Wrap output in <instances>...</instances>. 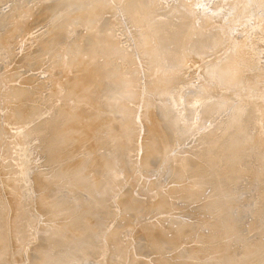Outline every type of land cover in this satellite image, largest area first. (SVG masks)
Wrapping results in <instances>:
<instances>
[{"label": "rangeland", "instance_id": "rangeland-1", "mask_svg": "<svg viewBox=\"0 0 264 264\" xmlns=\"http://www.w3.org/2000/svg\"><path fill=\"white\" fill-rule=\"evenodd\" d=\"M22 1H25V2H22ZM89 1L90 0H62V1L61 0H48V1H46V0H19V1H17V0H0V10H1L0 16L2 17V18L0 17V22H1L0 23V28H1L0 29L1 30L0 31V37H4L2 39V41L0 42V50H1L0 51V62H1L0 63L1 64V66H0V92H1L0 97L3 96L0 99V156H1L0 157V204H3V206H4L3 210H4V212H6L5 214L4 213L2 214V212H0V264H46V263L47 264H71V263L81 264L83 262V260L81 259L80 255H83V253L89 255V258H88L89 261L88 262L90 264H108V263L109 264H175V263L177 264V262H178V264H189V263L190 264H201V262H203V260H204V255H206V252H208L210 249L209 250L205 249L201 243L200 252L202 254L195 256V258L192 257L195 255V253L193 255V252H191V251H192L193 247L195 246V244L200 242L199 239L201 238V236L206 238V236H204V233H206L207 235L209 234V233H207V231L209 229H207V231H206V228H207L206 224H207V221H212V219L216 218V217H214V216H216V212H218L220 214V210L227 212L230 209L229 213H232V210H236V208H237L236 205L241 204L240 208H238L236 211H239L238 218H240V217L244 218L243 221L245 224L246 219H247V221H249L248 219H250L251 216H255L263 204L261 199L264 198L263 197L264 195L258 194L259 186L254 187L255 181L252 179L250 180L249 178H244V177L241 178V177L235 176L234 179H239L241 181H244L245 184H238V187H237L238 192L233 193V194L228 193V192H230V186L229 185H228L229 187L223 186L224 184H221L219 186L218 183L222 179V177H221L222 173L220 174V171L223 170L222 169L223 167H221V166H223L224 162L226 163L229 151L225 152V154H227V156L224 155V156H226V158H224V156H223V158L221 159L222 163L220 162L221 164H218L219 162H217V166H216V165H214L216 162L213 163V165L216 166L214 168H218L215 170H214L211 162L208 160L211 157V156L208 157V155H209L208 152L211 150H215V151L218 150L219 152L222 151V149L225 147L226 143L229 144V142H231V140H232L231 137H233V135L238 134L242 137L241 138L239 136V140L240 139L243 140V136H242L243 134L241 133L243 131H244L243 132L244 135L248 136L250 134L251 136H253L252 138H254V140H255L254 145L256 146V144H257L256 147H259V148L261 147V148H263L262 150H264V70H263L264 68H262V66L264 65L263 64L264 63V46L259 47L260 48L259 53L257 55H255L256 57L254 58L256 64L261 66L260 67V69H262V70H260L261 72L257 69L256 70L257 72L255 71V73H251L252 75L249 74L245 78V80H243L242 77L240 76L239 83H243V85H242L243 87L239 86L240 88L235 89V91L221 90L222 88H220L218 86L219 83L221 84V82H219L217 80L218 81L217 83L215 81V82H212L211 84L210 83L208 84V86H209L208 93H206V95H204L202 98H200V96L198 97V95H196V93L187 94L186 90H187L188 86L196 85V83H198L200 81L202 82L204 78L201 77L200 75L203 74V72H204L203 70L205 69L204 67H206V65L211 62L212 64L213 63L215 64L212 69H216L217 66L219 65V63L221 64V59H222L221 57L222 56H218L216 58H213L212 60H210L211 59V57H210V58H207L203 61L199 58H193L192 61L190 59V61L186 63L187 66L185 65V71H183V73L181 75H179L178 77H176L172 80H168L167 82H165V81L163 82V80L155 82V80L152 79V77H151L152 73L150 75L151 71L149 69H151V68L148 67V66H150L149 59H148L146 54L143 55V52L141 53V51H139V47L137 46V44H138L137 43V41H138L137 40V35H138L137 32L138 31L137 30L139 28L136 27L134 25V23L132 22V20L128 17L131 14L133 15V12L134 13L140 12L141 10L146 8L147 5H150V4L154 3L155 1H157L158 5L160 7H158V9H156L155 11L150 13L149 18L145 19V21L142 25L144 27H146V25L148 23V24H150L151 28H155L159 25H160L159 27H161V28H167V27H169V25H168L167 21H164V20H168V19H170L171 16H173L171 11H174L176 9H179V10L185 9V7L183 6L184 4H182L183 0H151L152 1L151 3H150V0H133L134 2L132 0H129V1L128 0H118V1L117 0H100L103 3H105L106 6L104 7V10H102V12L100 11L101 13H99V15L102 14L101 15L102 17H98V19L101 18L102 24L109 26V29H107L108 28L107 27L106 29L102 28L103 30L99 27L101 25V22H100L99 26H97L95 23L93 24V22H92L93 27H91L92 26L90 23L91 21L85 23L86 21L83 18V20L85 22L83 21L81 23L80 22V20L82 21L81 17L78 18L79 16L76 15V13L78 14L77 11H79L81 9V7L84 10L85 9L87 10L88 9L87 7H89L90 5L92 6V2H94V1L93 0H91L92 2L91 1L89 2ZM131 1H132V4L135 5L134 7L137 9H134V7L132 9V6H128L127 3L128 2L131 3ZM136 1H141V3L137 2V4H138L137 5V4H135ZM194 1L195 0H193V2ZM198 1L201 2L200 4H203V8H205L206 6L207 7L205 9H203L202 5H200L198 3L197 5H195V7L190 9L192 6H194V5H190L189 11L188 10H186V11L188 12V14H187L188 17L191 18L192 21H194V20L199 21L201 19V15H202L201 12L204 13L205 10H207L210 13V11L212 10V7L214 8V6H213L214 4L212 3L213 0H210V1L204 0V2L206 1L205 3L207 5H205L202 2L203 0H198ZM233 1L234 0H232V1L227 0V4L230 5V7H228V8H232V9H233V7L235 8L236 2H233ZM58 2L59 3L61 2V3L58 5ZM80 2H82V3H80ZM147 2L149 4H147ZM11 3L14 7L10 6ZM45 3H47V4H45ZM56 4H57V6H56ZM79 4L81 7L79 6ZM85 4H87L88 6L87 5L84 6ZM139 4H140V7H143L142 9L139 7ZM209 4H210V6L212 5L210 7L211 9H209ZM43 5H46V6L42 7ZM61 5H63V6H61ZM126 5L128 6V8H131L133 11L127 10ZM199 5L201 7H199ZM47 6H49V8ZM52 6H55V8ZM91 6H90V8H91ZM188 6H189V4H188ZM24 7H26V8H24ZM32 7H34V8H32ZM138 7L141 10H139ZM42 8H44V9L42 10ZM180 8H183V9H180ZM14 9H15V11H14ZM202 9H203V11H202ZM30 10H32V11H30ZM126 11H130V12L126 13ZM230 11H232V10L230 9ZM9 12H10L9 15L5 14V13H9ZM208 12H206V13L209 14ZM38 13H39L40 17H39V15H36ZM206 13L203 14L202 18H204V15H206ZM127 14H129V15L127 16ZM245 15H246V18L249 17V15L246 12H244L243 15H242V13H240V15L237 16L238 20L241 22V23L239 22L238 25L242 29V30H240V29L237 30V27H236V31H234V32L236 35H239L238 37H240V35L244 36V33H245V32H243L244 31L243 28L244 29L246 28L245 27L246 22H244V21H246L244 19ZM7 16H9V17H7ZM6 17H7V19H6ZM16 17H18V18H16ZM76 17H77V19H76ZM73 19H74L73 22L70 21ZM162 19H163V21H162ZM215 19L216 18H214L210 21L213 22ZM1 20H4L5 22L1 21ZM36 20H38V21L40 20V21L38 22ZM77 20H79V22H77ZM122 20H123V22H122ZM160 20H161V23L159 24ZM242 20H244V21H242ZM98 21H100V20H98ZM6 22H8L7 25H6ZM69 22H70V24H69ZM16 23H18V24H16ZM35 23L38 24V28H37V25ZM40 23H42V24H40ZM73 23H75V25H76V26L74 25L75 27H73ZM220 23L222 24L221 21H220ZM220 23H216V25L218 24L217 27L218 26L221 27ZM67 24H69V25H67ZM88 24H89V26H88ZM2 25L6 26V27H3ZM31 26H32V28H31ZM66 26H68V27H66ZM69 26L72 27V29L69 28ZM242 26H243V28H242ZM257 27H259V26H257ZM97 28H99V29H97ZM68 29H70V30H68ZM89 29L91 32L92 31H94V32L91 33L89 31ZM101 30L103 31V33L101 32ZM126 30H128V31H126ZM77 31L79 32V34L77 33ZM88 31L90 32L89 33L90 35L87 34ZM239 31H242V32H239ZM14 33H15V35H14ZM68 33H70V34L68 35ZM93 33L94 34L96 33L95 35L97 36V39L94 37ZM241 33H243V34H241ZM1 34H3V35H1ZM86 34L89 37L91 36L90 40H89V38L87 39L88 42L85 39V38H87ZM104 34H106L108 37ZM98 35L100 37L99 39H101L102 37L105 36L103 38L104 42L103 41L97 42ZM100 35H102V36H100ZM246 35L247 34L245 33V36L243 38H241L243 41H245V43L250 38V37L247 38L249 35L248 36H246ZM77 36H78V38H77ZM57 37H60V39H58L59 41L56 40ZM63 37H65V38H63ZM83 37H84L86 42L83 40ZM5 39H6V41H8L7 45H6ZM81 39L83 40V43H82ZM95 39H96V42L94 43ZM109 39H111V40L113 39V40L118 41V48L121 51H126L128 53V55L126 54L127 58H129L128 60L119 61V63L117 64L119 67H117L116 65L114 66V69H115V67H117L118 69L120 68L118 74L126 75L128 73V70L130 69V67L134 63L137 64V65L134 64L133 68H131L133 70L132 78L130 81H127L126 87L122 88L124 82L122 83L120 81H117V82L114 81V82L118 83L119 88L118 89L116 88L117 90L114 88L113 84H115V83L113 81H111L112 82L111 85L106 83L107 85L105 84V86H104L107 88L109 87L110 92H112L113 96H111V99L114 98V99H116V101H118L114 104H112V103L109 104L110 105L109 107H112L114 105L118 106L120 103L121 104L120 106L122 107V111L124 112L122 114H124L125 117H127L130 121L129 127L133 126L132 128H135L136 130L131 129V127L130 128L126 127V128H128V131L127 132L124 131V130H126V128L124 130H122V131H124L121 134L122 140H119L120 139L119 134L116 133L115 139L109 138V141L107 140L108 143L107 142L105 143L106 145L101 144V146H99L98 144H100L101 142L103 143V140L105 139V135H107L109 133V132L108 133L105 132V129L107 131H109L111 129H109V128L107 129V127L105 125L98 124L95 127H93V130H95L94 134L96 132H99V133H96L94 138H92L93 135H91L90 129H88V127L84 126L83 122H82L83 124H81L80 121H83L82 120L83 115L85 116L87 114L86 112L88 111L87 108H86L87 110H84L85 109L84 104L86 102L90 101L94 96H96L94 94L96 89L101 85V82H104V80L108 79L109 77L104 72H101V74H98L100 76L99 81H96V83L94 82V84H92L91 87L95 88L92 91H89L90 87H89L87 82L82 84L80 87H78V86L75 87V82L77 84V81H76L77 77L76 76L79 77L81 75V73H82L81 69L83 68L82 66L87 64L86 62L82 63V61H79L80 58L85 57L84 60L86 61V58L88 60L91 55H94L95 53L99 52L100 48L102 50V48L107 45L105 43L106 42L108 43L111 41ZM0 40H1V38H0ZM72 40H74V41H72ZM92 41L94 44H92V47H91L90 42H92ZM86 43L88 44V46ZM101 43L103 45L105 44V46L101 45ZM263 43H264V41H263ZM80 44H82L80 47L81 50L78 48V46H80ZM96 44H99V46H97ZM258 44H259V42L257 43V45ZM2 45L7 50L4 49L3 47H1ZM126 45H128V46L126 47ZM89 46H90V48H89ZM94 46H95V51H97V52H94V49H93ZM33 47L35 50L33 49ZM36 47H39V48L41 47L40 48L41 51L39 48H36ZM84 47L86 48L85 50L83 49ZM98 47H100V48H98ZM13 48H14V50H13ZM70 48H73V49L71 50ZM108 48H110V46H108ZM129 48H131V50ZM82 49H83V51H82ZM87 49H90L91 52L89 50L87 51ZM37 50H39V51H37ZM73 50L76 52L75 53L76 55L73 53L75 56H73L71 54L72 52H74ZM92 51L94 53H92ZM167 51H169L172 54L175 51V47L170 46V47H168ZM7 52L9 54H7ZM78 52H79V54H78ZM87 52L88 53L90 52L89 53L90 55ZM80 53H81V55H80ZM260 53H261V55H260ZM11 54H13V55H11ZM87 54L89 55V57ZM71 55L75 58L73 59V57H71ZM12 56H14V57H12ZM110 56L112 57L111 59L114 61V58L116 56H119V55H118V53L117 54L114 53L113 56L112 55H110ZM136 56L139 60L137 58H135ZM77 57H79V58H77ZM76 58H77V60H76ZM83 58H81V60ZM101 60H103V59L101 58ZM101 60H100V62H102ZM74 62L75 63L77 62V64H76L77 66L75 64L73 65ZM132 62H134V63H132ZM98 64H100V63H98ZM80 65H82V66H80ZM4 66H7V67H4ZM134 66H136V67H134ZM140 67H142V68L140 69ZM250 67H253V66L250 64ZM122 70L124 73L122 72ZM134 70H135V72H134ZM136 70L138 72H139V70H140V72L142 71L141 72L142 74L140 73V76L138 78L136 76L137 75ZM97 72H99V71H96V76H97ZM134 74H135V76H134ZM75 77H76V79H75ZM193 78L195 79V81ZM261 78H263V79H261ZM184 80L186 82H184ZM71 81H73V82L75 81L74 84H72L73 82L71 83ZM140 82L142 83V85ZM68 85H72V86L69 87ZM35 86H37V87H35ZM13 90H15V91H13ZM164 90H166V91L164 92ZM10 91H12V92H10ZM129 91H130V93H129ZM181 92H182V95H181ZM7 93H8V96H7ZM10 94H12V95L17 94V95L16 96L13 95L14 98H12ZM72 95H74V96H72ZM160 95H163V96L161 97ZM17 96H19V97H17ZM195 96H197V97H195ZM9 97H10V99H9ZM26 97H27V99H26ZM157 97H158V99L160 97L162 99L167 98L166 102H168L172 105L176 104V106H177L176 108L178 109V112L174 111L171 108L167 109L166 111H169V112L171 111V113L168 115L169 116L168 118H170V117L172 118V114H174L176 116V113L177 114H186V113L190 112L191 114L195 115L193 110H198L199 112L195 111V113L197 112L195 119L192 116V119L188 120L189 122L191 120V122H190L191 124H185V126L184 125H182V126H178V125L176 126L175 125V126H173L174 127L173 129L175 131H172L167 126H165L164 122H162V119H161L162 109H158L157 106L155 105L156 101H158V102L160 101L157 99ZM31 98H32V100H30ZM22 99H24V100L26 99V100L24 101ZM223 100L225 102H223ZM3 101H6V103L3 104V107H2ZM212 101L213 102L217 101L216 103L219 102L218 104H220L223 107L232 106L233 108L231 107L232 108L231 111H233L236 108V106H238L240 108V111L242 110L241 111L242 114L244 111L246 113H248V114H246L244 112V114L246 116L244 117L245 123H243V127H240L238 129V131L236 132L237 129L235 130L234 128L231 127V124H233V119H231L229 121L226 120L225 122H223L219 118L214 119L215 114H214L213 118H211L212 116L209 117L210 113H207V112L205 113L204 110L201 111V109H200L201 106L206 105V103L212 102ZM81 103H83V104H81ZM139 103H141V104H139ZM6 104L7 105L9 104L7 106L8 108L6 107ZM98 104L96 103L97 110L99 108L102 109V107H100V103H98ZM131 104H133V105H131ZM23 105L25 107L27 105V107L24 109ZM17 106H20V108L22 106L23 107L21 109H19V107H17ZM94 106L95 105H93V111L96 110V109L94 110V108H96ZM38 107H39V110H38ZM17 109H19V111ZM20 110H22V111H20ZM141 110H143V111L141 112ZM16 111H17V113H16ZM159 111H160V114H159ZM21 112L23 113V116L21 115L22 114ZM19 113H21V114H19ZM31 113H32V115H31ZM115 114L119 115V113L117 111ZM20 116H22V117H20ZM175 116H173V118ZM246 117H247V119H249V120H247L248 123H246L247 122ZM135 118L138 121H136ZM233 118H235V117H233ZM215 121H216V123H215ZM139 123H141L142 126ZM209 123L211 125H209ZM172 124H174V121ZM172 124L167 123L168 126H170ZM139 125H140V127H139ZM246 126H247V128L245 129ZM218 128H219V131H218ZM101 129H103V130H101ZM139 129H141V130H139ZM47 131H48V133H47ZM247 131H249V132H247ZM132 132H133V134H132ZM141 132H142V134H141ZM218 132H219V134H218ZM227 132H228V135H227ZM128 133H129V135H128ZM130 134H131V136H130ZM213 134H215V135L213 136ZM216 134L218 135V137ZM250 135L248 137H250ZM128 136H130L129 139H128ZM160 136H162V138ZM179 136H181V137H179ZM256 136H257V138H256ZM117 137L119 139H117ZM96 138H100V139H102V141L99 142V139L97 140ZM215 138L216 139L218 138V140H216ZM158 139H160L162 142H164V144L166 145V148L168 150L162 151L160 153L161 154L160 159H156V160L151 161V158H153L154 154H153V149L148 148V144L151 143L150 142L151 140L153 142L154 140H158ZM211 140H213V141H211ZM228 140H229V142H228ZM242 140H240V141H242ZM240 141H239V143H240ZM34 142H36V143H34ZM181 143H183V144H181ZM239 143H238V146H236V148H231V150H230L231 154L233 155L232 156L233 158L230 161V165L233 167L238 166L239 164L242 165V162H244V160L247 159V157L252 160L253 158H251V156L253 157L255 155L254 153H256L254 149H252V148L248 149L247 147L246 148L248 150L245 151L246 149H243L245 147V145L243 144L244 142L240 143V144ZM109 145L112 147L111 149H113V148L116 149L119 147V149L125 148L124 149V151H125L126 148H128L127 149L128 151H126V153L123 151V156L127 155L128 158L125 157L126 159H123L124 160L123 161L122 157H121L122 155L121 156L119 155L118 157L120 159L116 158L117 161L115 160L111 164L110 167L106 166V164H105L106 159L104 157L105 156L107 157V154H109V152L113 151V150L111 151ZM206 145H207V148H206ZM242 146H244V147H242ZM200 147L202 149H199ZM47 148H48V150H47ZM75 148H77V150H75ZM106 148H107L108 152H107ZM159 148H161V146H159ZM204 150H205V152H204ZM132 151H133V155L127 154V153H132ZM248 151H250V152H248ZM206 152H207V154H206ZM134 153L136 154V156L134 155ZM263 153L264 152H261V154H262L261 156H263ZM101 154H103V155H101ZM131 155L133 157L135 156L134 159L129 158V156L131 157ZM163 155L164 156L166 155V156L164 157ZM179 155L185 156L183 159L185 161L187 160V162L190 164V166H195V167L199 168V167H202L204 165L207 166V164H208L211 166V167L209 166L210 169L214 170V171L209 170V168L207 166L208 170L206 172L208 175H206V173H203V174L198 173L199 178L202 175L203 176L202 178H204V179L205 178L211 179V180H205L207 184L205 183L203 185L204 188L201 189V191H200L201 197L200 196L196 197V196L192 195V194L196 193L195 189L198 188L196 183H194V179L196 178V177H194V175H197L196 172H198V171H196V169H194L195 172L191 171V172H189L190 174L186 173V175H180V171L176 168L173 170L171 169V170L165 172L164 168L167 167V165L170 163V162H167L168 159H172V158H178L179 159V157H180V159H182L181 156H179ZM242 156H243V158H241ZM48 157H50V160H48ZM189 157H190V159H189ZM129 159H131L133 161H131ZM223 159H226V160H224V162H223ZM38 161H40V163ZM248 161H249V159H248ZM254 161H256V160L253 159L251 161V163H253ZM117 162H118V164H117ZM95 163H96V165H98L97 167H96ZM122 163H123V165H121ZM203 163H205V164H203ZM136 164L139 166H137ZM254 164H257V161L254 162ZM81 166H83L85 168L80 169ZM77 168H79L80 170ZM168 168L170 169V166H168ZM202 168L204 169L206 167L204 166ZM83 169H85V171ZM113 169H115V170H113ZM119 169H120V172H122V173L119 172ZM160 169L161 170L164 169V170L161 171ZM258 170H260V169H258ZM114 171H116V172L114 173ZM35 174L38 175L37 176L38 180H37V177ZM114 174L119 175L120 177H118V178H116L117 176L113 177ZM95 175H97V176H95ZM204 175H206V176H204ZM260 175L262 177L264 176L263 173H261V174L259 173L258 175H256L255 178L260 179V178H258V177H261ZM131 176L134 178H131ZM192 177H194V179ZM198 177L195 179L196 181L201 180V178H200V180H197ZM214 177L219 178V182H217V184H216L218 187L215 186V188H214V185H213V187H211L212 183H213L212 180ZM40 178L42 181L40 180ZM83 178L88 179V184H86L84 189L79 190L77 193H75V195L73 197L79 198V200H81V199H85L84 196L89 195V194L95 195L96 193H99L102 196H100L96 200L89 199L90 198V196H89V198L84 202V204L77 208L75 206L78 204V203H76V201H73L74 203L73 202L70 203V202L66 201L65 198L70 197L71 189L73 188V186H75V188H77L75 184L80 183L83 180ZM30 179H32V180H30ZM118 180H120V181L125 180L124 184H123V182H120V181L117 182ZM97 181H98V183H97ZM207 181H209V182H207ZM210 181H212V183ZM43 182L44 183L46 182L47 185L44 184ZM56 182H57V184H58V182L64 183L65 185H63V186L66 187L65 190H70V191H69V193H68V191H65L64 194L61 196V198L59 197L60 199H58V200H56L53 197L51 200V199H49V198H51L50 195L57 192L56 190H54V189H56L55 187H58L57 185L54 184ZM34 184H36V185H34ZM48 184H51V185L53 184V186H55V187L50 188ZM111 184H113V185H111ZM120 184H122L123 186H121ZM45 185L47 187H49V189H46L47 187H45ZM205 185H207V186H205ZM39 186H41V187H39ZM77 186H78V188H80L79 184H77ZM188 186H189V188L187 189ZM44 188L48 192L52 189L50 191L51 193H49V195H48V192L45 191ZM217 188H219L220 191ZM35 189H37V190H35ZM199 189L200 188H198L197 190H199ZM25 190H27V191H25ZM28 191H30V192H28ZM126 191H128V192H126ZM26 192L29 195H27ZM30 193H32V194H30ZM44 193L46 195H48L49 197L47 196L46 198H44L46 196V195H44ZM132 193H133V196H132ZM21 194H22V196H21ZM81 194H83V195L81 196ZM35 195L36 196L39 195V197L36 198ZM64 195H65V197H63ZM194 195H196V194H194ZM23 197H27V198H23ZM198 197H200V198H198ZM251 197H260V198H259V201H257V203L254 202V203L250 204L249 200H251ZM41 198H42V200H41ZM43 198L46 200H44ZM132 198H134V199H132ZM20 199H22V201H23V199H29L30 201L28 200V202H27L24 200L23 201L24 203H22V201ZM103 199L105 202H102ZM123 199H125V201ZM135 199H136V201H135ZM221 199H223L222 201L225 203V205H223L224 203L222 201H220L219 208H216V207H218V204L215 201H217V200L219 201ZM38 200H40V201H38ZM59 200H62V201H59ZM99 201L102 203H99ZM210 201H211V203H210ZM50 202H52V204H54V206H50V205H52ZM56 202H58L59 204H57ZM26 203H29V204H26ZM214 203L217 206L212 205ZM20 204L21 205L24 204V206H28V205L30 206L31 205L30 207H28L29 214L32 216L35 214L33 216V217H35V221L31 222L30 228L26 229V227L24 225L25 222L21 219L22 218L21 214L19 216L18 215L19 212L16 211L17 206L18 205H19V207L21 206ZM65 204H66V206H63ZM103 204L105 205L106 208L104 207ZM142 204L145 207H142L143 206ZM67 205H68V207H67ZM220 205H222L221 208H220ZM55 206L56 207L62 206L61 210L55 208ZM63 207H65V209ZM214 207L216 208V210ZM25 208L26 207H24V209ZM74 208L77 209L76 211L78 213V215H77L78 217L75 216L76 218L74 216H73V218L71 217L72 211ZM79 208H81V209H79ZM143 208H147V210L145 209L146 213H145V210ZM54 209H56V210L54 211ZM90 209H92L94 211L90 212ZM105 209H106V211H105ZM224 209H227V210H224ZM48 210H50V212H48ZM88 210H89V215H87ZM34 211H36V212H34ZM46 211H47V213H46ZM107 211L110 214L107 213ZM244 211L248 215L246 213H244ZM43 212H45V213H43ZM55 212H57V213H55ZM60 212H62V213H60ZM95 212H97V213H95ZM151 212H152V214H151ZM240 213H242V215H244V216H241ZM213 214H214V216H212ZM107 215H109V216L107 217ZM124 215H126V216H124ZM86 216L90 217V218L88 217V223L89 224H87L89 228H86L87 225H83V224H82V226H80V221L85 219ZM96 216L99 217L101 220H99V218H97ZM208 216H209V218H208ZM40 217H42V218H40ZM105 217L108 219H105ZM38 219L40 220V223H39ZM43 219L45 220V224H43V221H44ZM47 219H49V220H47ZM94 219H95V222L96 221L104 222L106 220L104 223L105 225L104 224L100 225V227L102 226L101 227L102 229H100L99 226H95V225L93 226L92 225L93 223H95ZM169 219H170V221H169ZM72 221H73V223H71ZM213 221H215V220H213ZM19 222H20V225H19ZM140 222H141L142 226L141 225L139 226ZM239 223L236 225L235 224L232 225L231 222L228 223L227 226H229L230 229H229V227L226 226L227 230H230L232 232H233V230H235L234 232H236V231H239L240 229H243L242 227L244 226V224H239ZM78 225H79V228L81 227L80 228V230H82L81 232H79L80 230L77 227ZM237 225H242V226L237 227ZM43 226H45V227H43ZM67 226H69L68 229L67 228L65 229V227H67ZM18 227H19V229H18ZM61 227H63V229ZM84 227H85V232H84ZM97 227H99L98 229H100L99 230L100 232L97 231V229H96ZM235 227H237V228H235ZM189 228L193 229L192 232L189 230ZM200 228H201V230H200ZM212 228L213 227L210 228V230H212V231H210V235L213 233ZM247 228H248V231L250 233V234H248L249 236L248 235L246 236L248 238H251V236H255V234L258 233V231H256L257 228L254 229V226L248 227V225H247ZM35 229H36V231H35ZM42 229L45 230L44 232H46V235H42L43 234V233H41ZM54 229H56L55 232L59 233V234H57L58 236L53 233ZM76 229H78V232L76 231ZM179 229H180V232H179ZM22 230H25V235H23L24 237L18 238L17 236H19L22 233ZM61 230H64L65 232H63ZM86 230L88 232L90 231L89 233H92V237ZM91 230L93 232H91ZM188 230L190 232H188ZM222 230L225 232L226 228H224ZM39 231H40V233H39ZM160 231L164 232L165 234L164 233L162 234ZM98 232H99V237L97 235ZM181 232H183L182 234H184L186 232L187 233L182 236V234H180ZM36 233H37V235H36ZM158 233H161V234L159 235ZM87 234L89 235L88 237H87ZM171 234H172V237H171ZM238 234L239 233H237V235ZM80 235H81L82 240L79 238ZM102 235H104V237ZM158 235L161 236V238L163 240H160V238H158L159 237ZM162 235H165L164 236L165 238L162 237ZM52 236H55V237H52ZM148 236L151 238L158 239L159 243L157 242V240H155L156 243L155 242L153 243L151 241L152 239L148 238ZM156 236H158V237H156ZM173 236L176 237L179 245L182 244L181 243L182 241H184L185 244H187L186 246H183L184 248L181 247L183 244L180 246L183 250H181V248L178 247L179 245H177L176 239ZM23 238H26V241H25V239L23 241ZM97 238L99 239V242L97 241ZM106 238H107V240H106ZM38 239H41V240H39L40 243H38ZM85 239H86V241H85ZM102 239H103V242H102ZM164 239L166 240L165 244L167 243V246L166 245L164 246V243H163ZM169 239H171L173 241H170ZM178 239H181L182 241H178ZM174 240H175V242H174ZM55 241H57V242H55ZM160 241H162V243ZM22 242H23V244H22ZM30 243H32V244H30ZM99 243H100V246H101V244H103L105 246L104 247L105 251H102L103 252V253L101 252L102 254L99 253V251H97V247H98V250L100 249ZM40 244H41V247H40ZM175 245H177V246L175 247ZM224 245H225L224 243L221 244V242H220L219 244L214 245L213 249H211V250L214 253L219 254V252H221V250H223L225 248ZM71 246H72V249H71ZM190 246H192V248ZM44 247L47 250H45ZM215 247H216V249H214ZM34 249H36L37 251ZM39 249H41V251ZM217 249H219L220 251ZM181 251H184V252H181ZM234 251L236 252V250H234ZM43 252L45 255H43ZM45 252H47V253H45ZM73 252L75 254H73ZM107 252H108V254H107ZM103 254H104V256H103ZM184 255H185V257H183ZM26 256H28L27 259H26ZM34 259H35V261H34Z\"/></svg>", "mask_w": 264, "mask_h": 264}, {"label": "bare ground", "instance_id": "bare-ground-1", "mask_svg": "<svg viewBox=\"0 0 264 264\" xmlns=\"http://www.w3.org/2000/svg\"><path fill=\"white\" fill-rule=\"evenodd\" d=\"M17 1H19V0H17ZM46 1H48V0H46ZM62 1V0H61ZM91 1V0H90ZM89 1V2H90ZM94 2H92V6H91V8H90V6L89 7H87L88 9L86 10H84L81 6H80V4H79V6L81 7V9L79 10V11H77L78 12V14L76 13V15H78L77 17L78 18H80L81 17V19H82V21L80 20V22L82 23L84 20H83V18L85 19V23H87V22H89V21H91L90 23H91V25H92V22H93V24L95 23L97 26H99L100 25V22H101V25L99 26L101 29L102 28H107V29H109V26L108 25H105V24H102V21H101V18L100 19H98V17H102L101 15H99V13H101L102 12V10H104V7L106 6L105 5V3H103L102 1H100V0H93ZM118 1V0H117ZM129 1V0H128ZM133 1V0H132ZM132 1H131V3L130 2H128L127 4H128V6H132V9H133V7L135 6L134 4H132ZM210 1V0H209ZM232 1V0H231ZM22 2H25V1H22ZM35 2V1H34ZM39 2V1H38ZM45 2V1H44ZM65 2V1H64ZM134 2V1H133ZM137 2H140L141 3V1H136L135 2V4H137ZM152 1L150 0V3H151ZM183 3L182 4H184L183 6L185 7V9H183V8H180V9H183V10H179V9H176V10H174V11H171V13L173 14V16H171L170 17V19H168V20H164V21H167V23H168V25H169V27H167V28H161V27H159V26H157V27H155V28H151L150 27V24H148L147 23V25H146V27H144L142 24L144 23V21H145V19H147V18H149V16H150V13H152L153 11H155L156 9H158V7H160L159 5H158V2L157 1H155L154 3H152V4H150V5H147V4H149L148 2H147V7L146 8H144L143 10H141L143 7H140V4H139V7L141 8H139V10H141L140 12H133V15L131 16H128L129 14H127V16L132 20V22L134 23V25L136 26V27H138L139 29L136 31L137 33H138V35H137V46L139 47V51H141V53L143 52V55L144 54H146L147 55V57H148V59H149V64H150V66H148L149 68H151V69H149L151 72H150V75H151V73H152V75H151V77H152V79H154L155 80V82H158V81H160V80H163V82L165 81V82H167L168 80H172V79H174V78H176V77H178L179 75H181L182 73H183V71H185V65H186V63L187 62H189L190 61V59H191V61H192V59L193 58H199V59H201L202 61L203 60H205V59H207V58H210L211 57V59L210 60H212L213 58H216V57H218V56H222L221 58V64L219 63V65L217 66V68L216 69H212L213 68V66L215 65L214 63L212 64L211 62L210 63H208L207 65H206V67H204L203 69V74L202 75H200L201 77H203L202 79H203V81L201 82H198V83H196V85H191V86H188V88H187V90H186V92H187V94H193V93H196V95H198V97L200 96V98H202L204 95H206V93H208V90H209V86H208V84L210 83H212V82H215L216 81V83L219 81V82H221V84L219 83V87L220 88H222L221 90H225V91H235V89H237V88H240L239 86H241V87H243L242 85H243V83H239V78H240V76L242 77V79L243 80H245V78L249 75V74H251V73H255V71L258 69L259 71L260 70H262V69H260V65H258V64H256V62H255V55H257L258 53H259V50H260V46H264V43H263V41H264V0H234L233 2H236V6H235V8L233 7V9L232 8H228V7H230V5H228L227 4V0H213L212 1V3L214 4L213 6H214V8L212 7V10L210 11V13L207 11V10H205V12L204 13H206V12H208L209 14H207L206 13V15H204V18H202V16H203V12H201V19L198 21V20H194V21H192V19L191 18H189L188 17V12L186 11V10H188L189 11V8H190V5H194V6H192L190 9H192L193 7H195V5H197L198 3L200 4L201 2H199L198 0L196 1H194L193 2V0H183L182 1ZM205 5H207L205 2H204V0L202 1ZM17 3V2H16ZM48 3V2H47ZM47 3H45V4H47ZM61 3V2H60ZM59 2H58V5L60 4ZM80 3H82V2H80ZM178 3V2H177ZM187 3V4H186ZM54 4V3H53ZM89 4V3H88ZM132 4V5H131ZM186 4V5H185ZM188 4H189V6H188ZM232 4V3H231ZM41 5V4H40ZM51 5V4H50ZM87 4H85L84 6H86ZM138 5V4H137ZM136 5V6H137ZM200 5H202V8H203V4H200ZM199 5V7H201ZM204 5V6H205ZM10 6H13L12 5V3H11V5ZM18 6V5H17ZM28 6V5H27ZM39 6V5H38ZM46 5H43L42 7H45ZM56 6H57V4H56ZM61 6H63V5H61ZM83 6V7H84ZM88 6V5H87ZM127 6V5H126ZM128 6H127V10H132L131 8H128ZM212 6V5H211ZM210 4H209V9H211L210 7ZM234 6V5H233ZM14 7V6H13ZM12 7V8H13ZM48 8H49V6H47ZM52 7H54L55 8V6H52ZM124 7V6H123ZM145 7V6H144ZM154 7V8H153ZM207 7V6H206ZM205 7V8H206ZM10 8V7H9ZM8 8V9H9ZM24 8H26V7H24ZM32 8H34V7H32ZM57 8V7H56ZM86 8V7H85ZM205 8H203V9H205ZM7 9V10H8ZM44 8H42V10H43ZM58 9V8H57ZM56 9V10H57ZM121 9V8H120ZM134 9H137V8H135L134 7ZM200 9V8H199ZM203 9H202V11H203ZM230 9L232 10V11H230ZM12 10V9H11ZM122 10V9H121ZM124 10V9H123ZM163 10V9H162ZM1 11V10H0ZM3 11V10H2ZM9 11V10H8ZM14 11H15V9H14ZM30 11H32V10H30ZM60 11V10H59ZM63 11V10H62ZM101 11V12H100ZM133 11V10H132ZM234 11V12H233ZM7 12V11H6ZM11 12V11H10ZM10 12L9 13H5V14H10ZM22 12V11H21ZM45 12V11H44ZM55 12V11H54ZM130 11H126V13H129ZM244 12H246L248 15H249V17H247L246 18V15L244 16L245 18V20L246 21H244V20H242V21H244V22H246L245 23V29L243 28V26H242V28H243V32H245L247 35L246 36H248L247 38H249V42L247 41L246 43H245V41H243L241 38H243L244 36H245V33H244V36L243 35H240V37H238L239 35H236L235 34V32L234 31H236V27H237V30H242L241 29V27H239V20H238V18H237V16L238 15H240V13H242V15L244 14ZM52 13V12H51ZM57 13V12H56ZM122 13V12H121ZM1 14V13H0ZM22 14V13H21ZM30 14V13H29ZM109 14V13H108ZM27 15V14H26ZM36 15H39V13L38 14H36ZM56 15V14H55ZM30 16V15H29ZM1 17V16H0ZM7 17H9V16H7ZM7 17H6V19H7ZM39 17H40V15H39ZM77 17H76V19H77ZM2 18V17H1ZM5 18V17H4ZM16 18H18V17H16ZM46 18V17H45ZM49 18V17H48ZM106 18V17H105ZM162 18V17H161ZM214 18H216L213 22H211L210 20H212V19H214ZM243 18V17H242ZM5 19V20H6ZM53 19V18H52ZM75 19V20H76ZM122 19V18H121ZM13 20V19H12ZM79 20H77V22H79ZM98 20H100V21H98ZM1 21H4V20H1ZM34 21V20H33ZM36 21H38V20H36ZM35 21V22H36ZM40 21V20H39ZM38 21V22H39ZM70 21H74V19L73 20H70ZM141 21V22H140ZM151 21V20H150ZM162 21H163V19H162ZM220 21L222 22V24L220 23ZM5 22V21H4ZM10 22V21H9ZM23 22V21H22ZM28 22V21H27ZM63 22V21H62ZM119 22V21H118ZM122 22H123V20H122ZM1 23V22H0ZM53 23V22H52ZM68 23V22H67ZM76 23V22H75ZM75 23H73V27H75L76 25H75ZM89 23V24H90ZM151 23V22H150ZM161 23V20L159 21V24ZM215 23V24H214ZM216 23H220V25H221V27H217V25H216ZM241 23V22H240ZM8 24V22H6V25ZM11 24V23H10ZM16 24H18V23H16ZM32 24V23H31ZM36 24V23H35ZM40 24H42V23H40ZM69 24H70V22H69ZM69 24H67V25H69ZM89 24H88V26H89ZM163 24V23H162ZM24 25V24H23ZM37 25V28H38V24H36ZM57 25V24H56ZM75 25V26H74ZM104 25V26H103ZM238 25V26H237ZM242 25V24H241ZM3 26V25H2ZM12 26V25H11ZM14 26V25H13ZM72 26V25H71ZM96 26V27H97ZM257 26H259V27H257ZM3 27H6V26H3ZM18 27V26H17ZM25 27V26H24ZM66 27H68V26H66ZM87 27V26H86ZM91 27H93V25L91 26ZM134 27V26H133ZM16 28V27H15ZM31 28H32V26H31ZM69 28H71L72 29V27H70L69 26ZM79 28V27H78ZM1 29V28H0ZM3 29V28H2ZM5 29V28H4ZM41 29V28H40ZM97 29H99V28H97ZM10 30V29H9ZM34 30V29H33ZM50 30V29H49ZM68 30H70V29H68ZM76 30V29H75ZM78 30V29H77ZM84 30V29H83ZM103 30V29H102ZM101 30V32L103 33V31ZM1 31V30H0ZM14 31V30H13ZM89 31H90V29H89ZM88 31V33L87 34H89L90 32ZM126 31H128V30H126ZM247 31V32H246ZM6 32V31H5ZM84 32V31H83ZM92 32H94V31H92ZM91 32V33H92ZM106 32V31H105ZM238 32V31H237ZM239 32H242V31H239ZM77 33L79 34V32L77 31ZM129 33V32H128ZM55 34V33H54ZM65 34V33H64ZM70 33H68V35H69ZM82 34V33H81ZM86 34V36H87V38H85L86 39V41L88 42V38H89V40H90V37L88 36ZM94 34V33H93ZM92 34V35H93ZM96 34V33H95ZM94 34V37L97 39V36ZM241 34H243V33H241ZM1 35H3V34H1ZM14 35H15V33H14ZM52 35V34H51ZM56 35V34H55ZM90 35V34H89ZM104 35H106V34H104ZM103 35V36H104ZM122 35V34H121ZM6 36V35H5ZM39 36V35H38ZM59 36V35H58ZM76 36V35H75ZM80 36V35H79ZM100 36H102V35H100ZM107 36V35H106ZM21 37V36H20ZM105 37V36H104ZM104 37H102L101 39H99L100 37H99V35H98V40H97V42H101V41H103V38ZM108 37V36H107ZM1 38V40H0V42L2 41V39L4 38V37H0ZM63 38H65V37H63ZM68 38V37H67ZM73 38V37H72ZM77 38H78V36H77ZM44 39V38H43ZM56 39V38H55ZM58 39H60V37H57V39L56 40H58ZM85 39H84V37H83V40L85 41ZM96 39L94 40V43L96 42ZM116 39V38H115ZM241 39V40H240ZM9 40V39H8ZM13 40V39H12ZM39 40V39H38ZM63 40V39H62ZM65 40V39H64ZM82 40V39H81ZM80 40V41H81ZM83 40H82V43H83ZM105 40V39H104ZM109 40H111V39H109ZM108 40V41H109ZM113 40V39H112ZM110 41V42H106L105 44H107L106 46H105V44L103 45L102 43H101V45H103V46H105V47H103L102 48V50H101V48L100 47H98V48H100V50H99V52H97V51H95V46H94V52H97V53H95L94 55H91L90 57H89V53L91 52L90 51V49H87V51L89 50L90 52L87 54L88 55V57H89V59L87 60V58H86V61L84 60V58L83 57H81V58H83L82 60H81V58H80V60L79 61H82V63H84V62H86L87 64L86 65H84V66H82V65H80V66H82L81 68V71H82V73H81V75L78 77V76H76L77 77V79H76V77H75V79H76V81H77V84H76V82H75V87L76 86H78V87H80L82 84H84L85 82H87L88 83V85H89V87H90V89H89V91H92V90H94L95 88L94 87H91L92 86V84H94V82L96 83V81H99V78H100V76L98 75V74H101V72H104L105 74H107L108 75V79H105L104 80V82H101V85L96 89V91L94 92V94L96 95V96H94L90 101H88V102H86L85 104H84V107H85V109L84 110H87L88 109V111L86 112L87 114L84 116L83 115V118H82V120L83 121H80L81 122V124H83L84 126H86V127H88V129H90V133H91V135H93V137L92 138H94V136H95V134L96 133H99V132H96L95 134H94V131L95 130H93V127H95L96 125H98V124H100V125H105L106 127H107V129L109 128V129H111V130H109V131H107L105 128V132H109L107 135H105V139L103 140V143L101 142L102 141V139H100V138H96L97 140L99 139V142H101L100 144H98L99 146H101V144L102 145H104L106 142L108 143V141H109V138H111V139H115V137H116V133L117 134H119V138L117 137V139H119V140H122V138H121V134L125 131V132H127L128 131V128H130L129 127V125H130V121H129V119L127 118V117H125V115L124 114H122V113H124L123 111H122V107L120 106L121 104L119 103V105L117 106V105H114V106H112V107H109L110 105L109 104H114V103H116V102H118V101H116V99H111V96H113V94H112V92H110V89H109V87L107 88V87H104L105 86V84L107 83V84H109V85H111V81H120V82H124L123 83V86H122V88H124V87H126V84H127V81H130L131 80V78H132V72H133V70L131 69V68H133V65L135 64L134 62H132V63H134L131 67H130V69L128 70V73L126 74V75H123V74H118V72H119V70H120V68L118 69L117 67H119L117 64L119 63V61H125V60H128L129 58H127V56H126V54L128 55V53L126 52V51H121L119 48H118V41H116V40H113V41ZM5 41H6V39H5ZM28 41V40H27ZM59 41V40H58ZM61 41V40H60ZM72 41H74V40H72ZM85 41V42H86ZM130 41V40H129ZM261 41V42H260ZM7 42L8 41H6V45H7ZM10 42V41H9ZM104 42V41H103ZM120 42V41H119ZM127 42V41H126ZM259 42V44L257 45V43ZM15 43V42H14ZM54 43V42H53ZM93 43V41L92 42H90V44H91V47H92V44H94ZM129 43V42H128ZM133 43V42H132ZM87 44V43H86ZM89 44V45H90ZM100 44V43H99ZM99 44H96L97 46H99ZM77 45V44H76ZM81 45L82 44H80V46H78V48L80 49V47H81ZM130 45V44H129ZM25 46V45H24ZM87 46H88V44H87ZM86 46V47H87ZM108 46H110V48H108ZM128 45H126V47H127ZM134 46V45H133ZM170 46H174L175 47V51H174V53H170L169 51H167V49H168V47H170ZM1 47H3L4 49H6L3 45L1 46ZM32 47V46H31ZM63 47V46H62ZM70 47V46H69ZM76 47V46H75ZM102 47V46H101ZM2 48V49H3ZM36 48H39V47H36ZM41 48V47H40ZM39 48V49H40ZM55 48V47H54ZM74 48V47H73ZM73 48H70L71 50L73 49ZM77 48V47H76ZM89 48H90V46H89ZM97 48V47H96ZM137 48V47H136ZM135 48V49H136ZM18 49V48H17ZM33 49H34V47H33ZM69 49V48H68ZM75 49V48H74ZM84 50L86 49L85 47L83 48ZM83 49H82V51H83ZM92 49V48H91ZM130 50H131V48H129ZM7 50V49H6ZM13 50H14V48H13ZM25 50V49H24ZM35 50V49H34ZM78 50V49H77ZM76 50V51H77ZM81 50V49H80ZM97 50V49H96ZM1 51V50H0ZM4 51V50H3ZM2 51V52H3ZM11 51V50H10ZM28 51V50H27ZM37 51H39V50H37ZM40 51H41V49H40ZM74 51V50H73ZM120 51V52H119ZM128 51V50H127ZM9 52V51H8ZM7 52V54H9ZM12 52V51H11ZM34 52V51H33ZM81 52V51H80ZM85 52V51H84ZM93 51H92V53H94ZM136 52V51H135ZM71 53V52H70ZM76 53L75 51L74 52H72L71 54L73 55V56H75L74 54ZM114 53H118V55L119 56H116L115 58H114V61L111 59L112 57L110 56V55H112L113 56V54ZM132 53V52H131ZM6 54V53H5ZM15 54V53H14ZM78 54H79V52H78ZM83 54V53H82ZM86 54V53H85ZM138 54V53H137ZM11 55H13V54H11ZM16 55V54H15ZM71 55V57H73ZM80 55H81V53H80ZM135 55V54H134ZM260 55H261V53H260ZM2 57V56H1ZM11 57V56H10ZM12 57H14V56H12ZM70 57V56H69ZM70 57V58H71ZM80 57V56H79ZM79 57H77V58H79ZM143 57V56H142ZM21 58V57H20ZM35 58V57H34ZM75 57H73V59H74ZM77 58H76V60H77ZM101 58L103 59V60H101ZM135 58H137V56L135 57ZM54 59V58H53ZM138 59V58H137ZM147 59V58H146ZM11 60V59H10ZM20 60V59H19ZM18 60V61H19ZM72 60V59H71ZM100 60L102 61V62H100ZM139 60V59H138ZM137 60V61H138ZM143 60V59H142ZM57 61V60H56ZM74 61V60H73ZM135 61V60H134ZM254 61V62H253ZM1 63V62H0ZM98 63H100V64H98ZM143 63V62H142ZM194 63V62H193ZM76 65L77 64V62L75 63H73V65ZM128 64V63H127ZM204 64V63H203ZM250 64L253 66V67H250ZM264 64V63H263ZM117 66V67H115V69H114V66ZM135 65H137V64H135ZM139 65V64H138ZM189 65V64H188ZM0 66H1V64H0ZM77 66V65H76ZM123 66V65H122ZM141 66V65H140ZM187 66V65H186ZM191 66V65H190ZM189 66V67H190ZM4 67H7V66H4ZM75 67V66H74ZM79 67V66H78ZM134 67H136V66H134ZM138 67V66H137ZM144 67V66H143ZM146 67V66H145ZM88 68V69H87ZM123 68V67H122ZM142 67H140V69H141ZM215 68V67H214ZM262 68H264V65L262 66ZM138 69V68H137ZM126 70V69H125ZM264 70V69H263ZM9 71V70H8ZM86 71V72H85ZM96 71H99V72H97V76H96ZM112 71V72H111ZM7 72V71H6ZM95 72V73H94ZM109 72V73H108ZM122 72H123V70H122ZM134 72H135V70H134ZM142 72V71H141ZM140 70H139V72L136 70V76H137V78L140 76ZM192 72V71H191ZM257 72V71H256ZM261 72V71H260ZM259 72V73H260ZM12 73V72H11ZM121 73V72H120ZM124 73V72H123ZM142 74V73H141ZM146 74V73H145ZM196 74V73H195ZM60 75V74H59ZM77 75V74H76ZM252 75V74H251ZM260 75V74H259ZM263 75V74H262ZM134 76H135V74H134ZM119 77V78H118ZM150 77V78H151ZM4 78V77H3ZM189 78V77H188ZM192 79V78H191ZM194 79V78H193ZM241 79V80H242ZM261 79H263V78H261ZM74 80V79H73ZM101 80V79H100ZM108 80V81H107ZM137 80V79H136ZM153 80V81H154ZM188 80V79H187ZM218 80V81H217ZM143 81V80H142ZM183 81V80H182ZM194 81H195V79H194ZM199 81V80H198ZM73 81H71V83H72ZM74 82L72 83V84H74ZM116 82H114L115 84H113L114 85V88L116 89H118L119 87H118V83H116ZM149 82V81H148ZM154 82V83H155ZM184 82H186L185 80H184ZM104 83V84H103ZM130 83V82H129ZM133 83V82H132ZM141 83V82H140ZM160 83V82H159ZM178 83V82H177ZM195 83V82H194ZM103 84V85H102ZM106 84V85H107ZM158 84V83H157ZM156 84V85H157ZM190 84V83H189ZM193 84V83H192ZM122 85V84H121ZM130 85V84H129ZM133 85V84H132ZM136 85V84H135ZM141 85H142V83H141ZM140 85V86H141ZM161 85V84H160ZM217 85V84H216ZM69 87L70 86H72V85H68ZM262 86V85H261ZM35 87H37V86H35ZM131 87V86H130ZM208 87V88H207ZM258 87V86H257ZM133 88V87H132ZM139 88V87H138ZM156 88V87H155ZM116 89V90H117ZM233 89V90H232ZM35 90V89H34ZM102 90V91H101ZM124 90V89H123ZM122 90V91H123ZM5 91V90H4ZM7 91V90H6ZM13 91H15V90H13ZM160 91V90H159ZM163 91V90H162ZM161 91V92H162ZM166 90H164V92H165ZM10 92H12V91H10ZM22 92V91H21ZM32 92V91H31ZM72 92V91H71ZM136 92V91H135ZM183 92V91H182ZM182 92H181V95H182ZM1 93V92H0ZM16 93V92H15ZM63 93V92H62ZM61 93V94H62ZM99 93V94H98ZM129 93H130V91H129ZM159 93V92H158ZM89 94V93H88ZM126 94V93H125ZM142 94V93H141ZM11 95V97L12 98H14L13 97V95L14 96H16L17 94H10ZM19 95V94H18ZM26 95V94H25ZM70 95V94H69ZM158 95V94H157ZM257 95V94H256ZM7 96H8V93H7ZM30 96V95H29ZM72 96H74V95H72ZM133 96V95H132ZM131 96V97H132ZM161 97L163 96V95H160ZM259 96V95H258ZM1 97H3V96H1ZM1 97H0V99H1ZM17 97H19V96H17ZM16 97V98H17ZM123 97V96H122ZM160 97V98H161ZM183 97V96H182ZM191 97V96H190ZM195 97H197V96H195ZM118 98V97H117ZM125 98V97H124ZM140 98V97H139ZM158 99V97H157V99L158 100H160L159 102L158 101H156V106H157V108L158 109H162V111H161V119H162V122H164L165 123V126H167L170 130H172V131H175L173 128V126H182V125H184L185 126V124H191L190 122H191V120H190V122L188 121L189 119H192V116H193V118L195 119L196 117V115H197V112L195 113V111H198V110H193L194 111V114L195 115H193V114H191L190 112L189 113H186V114H177L176 113V116L174 115V114H172V118H173V116H175L173 119L170 117V118H168L169 116V114L171 113V111L169 112V111H166L167 109H169V108H171V109H173L174 111H176V112H178V109L176 108L177 106H176V104H170V103H168V102H166V99ZM185 98V97H184ZM4 99V98H3ZM9 99H10V97H9ZM21 99V98H20ZM26 99H27V97H26ZM25 99V100H26ZM35 99V98H34ZM128 99V98H127ZM22 100H24V99H22ZM24 100V101H25ZM29 100V99H28ZM30 100H32V98L30 99ZM142 100V99H141ZM10 101V100H9ZM13 101V100H12ZM62 101V100H61ZM140 101V100H139ZM170 101V100H169ZM239 101V100H238ZM8 102V101H7ZM32 102V101H31ZM60 102V101H59ZM68 102V101H67ZM71 102V101H70ZM141 102V101H140ZM217 102V101H216ZM216 102H208V103H206V105H203V106H201V111H205V113L207 112V113H210V115H209V117H211V118H213V116H214V114H215V118L214 119H217V118H219V119H221L223 122H225L226 120L227 121H229V120H231V119H233V124H231V127L232 128H234L235 130H236V132L238 131V129L240 128V127H243V123H245V120H244V117L246 116L245 114H244V112H243V114H242V110L240 111V108L238 107V106H236V108L233 110V111H231L232 110V106H226V107H223V106H221L220 104H218V103H216ZM223 102H225L224 100H223ZM2 103V102H1ZM6 103V101H3V103H2V107H3V104H5ZM13 103V102H12ZM84 103V102H83ZM83 103H81V104H83ZM96 103L98 104V103H100V107H102V109H98L97 110V105H96ZM131 103V102H130ZM88 104V105H87ZM126 104V103H125ZM139 104H141V103H139ZM170 104V105H169ZM9 105V104H8ZM7 104H6V107L8 106ZM22 105V104H21ZM93 105H95L94 107H96V108H94V110L95 111H93ZM99 105V104H98ZM131 105H133V104H131ZM24 106V105H23ZM22 106V107H23ZM68 106V105H67ZM117 106V107H116ZM137 106V105H136ZM135 106V107H136ZM241 106V105H240ZM245 106V105H244ZM17 107H19V109H21L20 108V106H17ZM26 107H27V105H26ZM25 106L23 107L24 109L26 108ZM83 107V106H82ZM83 107V108H84ZM92 107V108H91ZM125 107V106H124ZM232 107V108H231ZM8 108V107H7ZM87 108V109H86ZM140 108V107H139ZM142 108V107H141ZM145 108V107H144ZM19 109H17L18 111H19ZM176 109V110H175ZM38 110H39V107H38ZM127 110V109H126ZM20 111H22V110H20ZM116 111L119 113V115L118 114H115L116 113ZM143 110H141V112H142ZM160 111H159V114H160ZM31 112V111H30ZM129 112V111H128ZM137 112V111H136ZM199 112V111H198ZM16 113H17V111H16ZM22 113V112H21ZM21 113H19V114H21ZM139 113V112H138ZM246 113V112H245ZM246 114H248V113H246ZM9 115V114H8ZM22 116H23V113L21 114ZM31 115H32V113H31ZM18 116V115H17ZM22 116H20V117H22ZM27 116V115H26ZM43 116V115H42ZM139 116V115H138ZM186 116V117H185ZM25 117V116H24ZM31 117V116H30ZM178 117V118H177ZM233 117H235V118H233ZM5 118V117H4ZM11 118V117H10ZM16 119V118H15ZM14 119V120H15ZM65 119V118H64ZM88 119V120H87ZM136 119V118H135ZM218 119V120H219ZM5 120V119H4ZM8 120V119H7ZM13 120V119H12ZM17 120V119H16ZM23 120V119H22ZM41 120V119H40ZM78 120V119H77ZM133 120V119H132ZM208 120V119H207ZM247 120H249V119H247V117H246V121ZM19 121V120H18ZM32 121V120H31ZM136 121H138L137 119H136ZM173 121H174V124H172L173 123ZM210 121V120H209ZM74 122V121H73ZM78 122V121H77ZM83 122V123H82ZM133 122V121H132ZM219 122V121H218ZM217 122V123H218ZM138 123V122H137ZM167 123H169V124H172V125H170V126H168L167 125ZM215 123H216V121H215ZM246 123H248V121L246 122ZM140 125H141V123H139ZM214 124V123H213ZM6 125V124H5ZM79 125V124H78ZM99 125V126H100ZM140 125H139V127H140ZM209 125H211L210 123H209ZM215 125V124H214ZM142 126V125H141ZM164 126V125H163ZM245 126V125H244ZM46 127V126H45ZM126 127H128V128H126ZM133 127V126H132ZM131 127V129H135V128H132ZM212 127V126H211ZM214 127V126H213ZM251 127V126H250ZM6 128V127H5ZM53 128V127H52ZM126 128V130H124ZM247 128V126L245 127V129ZM249 128V127H248ZM51 129V128H50ZM244 129V128H243ZM242 129V130H243ZM3 130V129H2ZM21 130V129H20ZM101 130H103V129H101ZM122 130H124V131H122ZM136 130V129H135ZM139 130H141V129H139ZM51 131V130H50ZM87 131V130H86ZM97 131V130H96ZM100 131V130H99ZM121 133H120V132ZM133 131V130H132ZM218 131H219V128H218ZM3 132V131H2ZM131 132V131H130ZM241 132V131H240ZM244 132V131H243ZM243 132H241L243 135V140L242 139H240V140H242V141H240L239 140V136L240 135H233V137H231L232 138V140H231V142H229V140H228V142H229V144L228 143H226V145H225V149L223 148L222 149V151H215V150H211V151H209L208 152V157H210L208 160L211 162V164H212V166H213V168L214 167H216L217 166V162H219L218 164H221L222 163V158H223V156L224 155H226L227 156V154H225V152H227V151H229V154H228V157H227V160L226 159H223V162H224V160H226V163L224 162V164H223V166H221V167H223L222 169V171H220V174H221V177H222V179H221V181L219 182V178H213V183H212V181H210L211 183H212V186L211 187H213V185H214V188H215V186L216 187H218L216 184H217V182H219L218 184H219V186L221 185V184H224L223 186H230V192H228L229 194H233V193H236V192H238L237 190H238V184H245V182L244 181H241V180H239V179H234L235 178V176H238V177H244V178H249L250 180L252 179V180H254L255 181V185H254V187L256 186V187H258L259 186V189H258V194L259 195H264V176L262 177L261 175V177H258V178H260V179H256L255 177H256V175H258L259 173L261 174V173H263L264 174V153H263V156H261L262 154H261V152H264V150H262L263 148H259V147H256L257 146V144H256V146L254 145L255 144V140H254V138H252L253 136H251L250 134V137H248L247 135H244V133ZM247 132H249V131H247ZM47 133H48V131H47ZM132 134H133V132H132ZM141 134H142V132H141ZM174 134V133H173ZM218 134H219V132H218ZM246 134V133H245ZM85 135V134H84ZM100 135V134H99ZM128 135H129V133H128ZM175 135V134H174ZM215 134H213V136H214ZM217 135V134H216ZM226 135V134H225ZM227 135H228V132H227ZM226 135V136H227ZM47 136V135H46ZM125 136V135H124ZM123 136V137H124ZM130 136H131V134H130ZM130 136H128V139L130 138ZM237 136V137H236ZM140 137V136H139ZM161 138H162V136H160ZM179 137H181V136H179ZM217 137H218V135H217ZM241 137V136H240ZM255 137V136H254ZM102 138V137H101ZM177 138V137H176ZM210 138V137H209ZM213 138V137H212ZM227 138V137H226ZM242 138V137H241ZM256 138H257V136H256ZM255 138V139H256ZM140 139V138H139ZM171 139V138H170ZM216 139V138H215ZM230 139V138H229ZM108 140V141H107ZM124 140V139H123ZM214 140V139H213ZM213 140H211V141H213ZM216 140H218V138L216 139ZM141 141V140H140ZM184 141V140H183ZM205 141V140H204ZM239 141H240V143H243L244 145H245V147L244 146H242V147H244L243 149H246L245 151H247L248 149H250V148H252V149H254L255 150V152L256 153H254L255 155L252 157L251 156V158H253V159H255L256 161H257V164H254V162H256V161H254L253 163H251V161L253 160H251L250 158H248L247 157V159H245L244 160V162H242V165H238V166H235V167H233V166H231L230 165V161H231V159L233 158L232 156V154H231V148H236V146H238V143H239ZM90 142V141H89ZM96 142V141H95ZM119 142V141H118ZM121 142V141H120ZM151 143L150 144H148V148H151V149H153V158H151V161H153V160H156V159H160V156H161V152L162 151H166V150H168L167 148H166V145L164 144V142H162L160 139H158V140H154L153 142H152V140L150 141ZM181 142V141H180ZM207 142V141H206ZM33 143V142H32ZM34 143H36V142H34ZM98 143V142H97ZM110 143V142H109ZM239 143V144H240ZM56 144V143H55ZM125 144V143H124ZM133 144V143H132ZM181 144H183V143H181ZM202 144V143H201ZM29 145V144H28ZM54 145V144H53ZM106 145V144H105ZM131 145V144H130ZM129 145V146H130ZM205 145V144H204ZM139 146V145H138ZM159 146H161V148H159ZM178 146V145H177ZM11 147V146H10ZM33 147V146H32ZM85 147V146H84ZM92 147V146H91ZM104 147V146H103ZM109 147H110V149L112 148L110 145H109ZM156 147V148H155ZM202 147V146H201ZM199 148V149H202V148ZM215 147V146H214ZM248 149H247V148ZM108 148V147H107ZM107 148H106V150H107ZM205 148V147H204ZM206 148H207V145H206ZM88 149V148H87ZM95 149V148H94ZM122 151H121V150ZM119 149V147L118 148H116V149H111V151L112 152H109V154H107V157L105 156L104 158L106 159V161H105V164H106V166H108V167H110L111 166V164L116 160V158L118 159L119 157V155L122 157V160L123 159H126L125 157H127L128 158V156L126 155V156H123V151H124V149L125 148H120ZM128 148H126V150L124 151L125 153H126V151H128L127 150ZM242 149V150H243ZM47 150H48V148H47ZM75 150H77V148H75ZM98 150V149H97ZM208 150V149H207ZM206 150V151H207ZM29 151V150H28ZM50 152V151H49ZM107 152H108V150H107ZM174 152V151H173ZM204 152H205V150H204ZM237 152V151H236ZM248 152H250V151H248ZM31 153V152H30ZM48 153V152H47ZM138 153V152H137ZM187 153V152H186ZM100 154V153H99ZM127 154H132L133 155V151H132V153H127ZM139 154V153H138ZM167 154V153H166ZM206 154H207V152H206ZM51 155V154H50ZM101 155H103V154H101ZM131 155V157L129 156V158H133L134 159V157L136 156V154L134 153V157ZM29 156V155H28ZM138 156V155H137ZM164 156V155H163ZM166 156V155H165ZM164 156V157H165ZM176 156V155H175ZM179 156H181V155H179ZM183 156V155H182ZM181 156V158L182 159H180V157H179V159L178 158H172V159H168V161L167 162H170L168 165H167V167H165L164 169H165V172H167V171H169V170H173V169H178L179 171H180V175H186V173H189V172H195V170L194 169H196V171H198V172H196L197 173V175H194V177H198L199 176V174H203V173H206V175H208L207 174V166H208V168H209V170H213V169H210V165H208L207 164V166L206 165H204L206 168H202V167H204V166H202V167H195V166H190V164L187 162V160L185 161L183 158L185 157V156H183L182 157ZM207 156V155H206ZM226 156H224V158H226ZM248 156V155H247ZM1 157V156H0ZM97 157V156H96ZM163 157V158H164ZM207 157V158H208ZM240 157V156H239ZM250 157V156H249ZM103 158V159H104ZM241 158H243V156L241 157ZM30 159V158H29ZM36 159V158H35ZM53 159V158H52ZM92 159V158H91ZM120 159V158H119ZM137 159V158H136ZM189 159H190V157H189ZM248 159H249V161H248ZM47 160V159H46ZM48 160H50V157H48ZM129 160H131V159H129ZM195 160V159H194ZM37 161V160H36ZM35 161V162H36ZM117 161V160H116ZM124 161V160H123ZM131 161H133V160H131ZM166 161V160H165ZM205 161V160H204ZM214 161V162H213ZM39 163H40V161H38ZM91 162V161H90ZM93 162V161H92ZM104 162V161H103ZM129 162V161H128ZM138 162V161H137ZM201 162V161H200ZM216 162V163H215ZM221 162V163H220ZM12 163V162H11ZM120 163V162H119ZM124 163V162H123ZM123 163L121 164V165H123ZM130 163V162H129ZM128 163V164H129ZM160 163V162H159ZM213 163H215L214 165H216V166H214L213 165ZM36 164V163H35ZM117 164H118V162H117ZM165 164V163H164ZM163 164V165H164ZM203 164H205V163H203ZM210 164V163H209ZM31 165V164H30ZM33 165V164H32ZM37 165V164H36ZM48 165V164H47ZM95 165H96V163H95ZM137 165V164H136ZM162 165V166H163ZM166 165V164H165ZM14 166V165H13ZM65 166V165H64ZM80 166V165H79ZM94 166V165H93ZM98 165H96V167H97ZM134 166V165H133ZM137 166H139V165H137ZM168 166H170V169L168 168ZM210 166V167H209ZM63 167V166H62ZM68 167V166H67ZM95 167V166H94ZM103 167V166H102ZM241 167V168H240ZM82 168H85V167H83V166H81L80 167V169H82ZM87 168V167H86ZM118 168V167H117ZM77 169H79V168H77ZM79 169V170H80ZM124 169V168H123ZM164 169H160L161 171H163ZM206 169V170H205ZM215 169H218V168H214V170ZM258 169H260V170H258ZM31 170V169H30ZM54 170V169H53ZM64 170V169H63ZM84 171H85V169H83ZM98 170V169H97ZM113 170H115V169H113ZM139 170V169H138ZM194 170V171H193ZM213 170V171H214ZM221 170V169H220ZM263 170V171H262ZM160 171V172H161ZM97 172V171H96ZM116 171H114V173H115ZM119 172H120V169H119ZM211 172V171H210ZM34 173V172H33ZM118 173V172H117ZM120 173H122V172H120ZM127 173V172H126ZM155 173V172H154ZM195 173V174H196ZM199 173V174H198ZM215 173V172H214ZM213 173V174H214ZM83 174V173H82ZM119 174V173H118ZM141 174V173H140ZM139 174V175H140ZM190 174V173H189ZM193 174V173H192ZM256 174V175H255ZM32 175V174H31ZM30 175V176H31ZM36 175V177L38 176L37 174H35ZM120 175V174H119ZM119 175H115L114 174V176L113 177H115V176H117L116 178H118V177H120ZM122 175V174H121ZM206 175H204V176H206ZM215 175V174H214ZM232 175V176H231ZM90 176V175H89ZM95 176H97V175H95ZM152 176V175H151ZM193 176V175H192ZM194 177H192L193 179H194ZM203 176L201 175V180H200V178L198 177V179L197 180H200V181H196L195 179H194V183H196V185L198 186V188H200L199 190H197L198 188H196L195 190V192L196 193H194V194H196V195H194V194H192L193 196H200V191H201V189H203L204 187H203V185L206 183V181L205 180H211V179H207V178H202ZM220 177V176H219ZM79 178V177H78ZM91 178V177H90ZM115 178V179H116ZM131 178H134V177H132L131 176ZM130 178V179H131ZM150 178V177H149ZM19 179V178H18ZM59 179V178H58ZM114 179V180H115ZM192 179V180H193ZM30 180H32V179H30ZM37 180H38V177H37ZM40 180H41V178H40ZM80 180V179H79ZM94 180V179H93ZM157 180V179H156ZM42 181V180H41ZM120 180H118L117 182H119ZM125 181V180H124ZM124 181H120V182H123V184H124ZM128 181V180H127ZM33 182V181H32ZM159 182V181H158ZM207 182H209V181H207ZM16 183V182H15ZM29 183V182H28ZM44 183V182H43ZM48 183V182H47ZM51 183V182H50ZM97 183H98V181H97ZM136 183V182H135ZM38 184V183H37ZM42 184V183H41ZM40 184V185H41ZM44 184H46V182L44 183ZM55 185H57L58 187H55V186H53V184L51 185V184H48L49 185V187L50 188H53V187H55L56 189H54V190H56L57 192H55L54 194H51L50 196H51V198H49V199H51L52 200V197L53 198H55L56 200H58V199H60L61 198V196L64 194V192L65 191H68V193H69V191L70 190H65L66 189V187L65 186H63V185H65L64 183H62V182H58V184H57V182L56 183H54ZM77 184H79V187L80 188H78V186H77ZM77 184H75L76 185V187L77 188H75V186H73V188L71 189V194H70V197L68 198H65V200L66 201H68V202H70V203H72L73 201H76V203H78L77 205H75L77 208L79 207V206H81V205H83L84 204V202L89 198V196H90V198L89 199H92V200H96V199H98L100 196H102L101 194H99V193H96L95 195H91V194H89V195H85L84 197H85V199H81V200H79V198H76V197H73L74 195H75V193H77L79 190H82V189H84V187L86 186V184H88V179H84L83 178V180L80 182V183H77ZM207 184V183H206ZM30 185V184H29ZM34 185H36V184H34ZM33 185V186H34ZM47 185V184H46ZM45 185V187H47ZM111 185H113V184H111ZM118 185V184H117ZM121 186H123L122 184H120ZM43 186V185H42ZM205 186H207V185H205ZM228 186V187H229ZM36 187V186H35ZM39 187H41V186H39ZM49 187H47L46 189H49ZM60 187V188H59ZM113 187V186H112ZM157 187V186H156ZM210 187V188H211ZM121 188V187H120ZM189 188V186L187 187V189ZM191 188V187H190ZM93 189V188H92ZM217 189H219V188H217ZM216 189V190H217ZM254 189V188H253ZM17 190V189H16ZM35 190H37V189H35ZM44 190H45V188H44ZM52 190V189H51ZM50 190V191H51ZM123 190V189H122ZM207 190V189H206ZM25 191H27V190H25ZM40 191V190H39ZM43 191V190H42ZM45 191H47V190H45ZM48 192V195H49V193H51V192ZM218 191V190H217ZM219 191H220V189H219ZM28 192H30V191H28ZM122 192V191H121ZM125 192V191H124ZM126 192H128V191H126ZM190 192V191H189ZM3 193V192H2ZM131 193V192H130ZM143 193V192H142ZM206 193V192H205ZM12 194V193H11ZM26 194L27 195H29L27 192H26ZM30 194H32V193H30ZM40 194V193H39ZM129 194V193H128ZM221 194V193H220ZM34 195V194H33ZM32 195V196H33ZM44 195H46L45 193H44ZM48 195H46L44 198H46ZM83 194H81V196H82ZM205 195V194H204ZM21 196H22V194H21ZM20 196V197H21ZM24 196V195H23ZM36 196V195H35ZM87 196V197H86ZM132 196H133V193H132ZM248 196V195H247ZM37 197H39V195L38 196H36V198ZM49 197V196H48ZM60 197V198H59ZM63 197H65V195L63 196ZM201 197V196H200ZM200 197H198V198H200ZM211 197V196H210ZM223 197V196H222ZM264 197V196H263ZM23 198H27V197H23ZM43 198V199H44ZM221 198V197H220ZM219 198V199H220ZM259 198L260 197H251V200H249V202H250V204L251 203H254V202H256L257 203V201H259ZM16 199V198H15ZM63 199V198H62ZM132 199H134V198H132ZM203 199V198H202ZM201 199V200H202ZM258 199V200H257ZM21 201H22V199H20ZM27 201L28 202V200L29 199H23V201ZM41 200H42V198H41ZM44 200H46V199H44ZM50 200V201H51ZM78 200V201H77ZM121 200V199H120ZM124 201H125V199H123ZM208 200V199H207ZM223 199H221V200H217V201H215L217 204H218V207H216V208H219V203H220V201H222ZM20 201V202H21ZM22 201V203H24ZM30 201V200H29ZM34 201V200H33ZM38 201H40V200H38ZM54 201V200H53ZM59 201H62V200H59ZM110 201V200H109ZM114 201V200H113ZM122 201V200H121ZM135 201H136V199H135ZM261 201L263 202V204H262V206L260 207V209L258 210V213L255 215V216H251L250 217V219H248L249 221H247V219H246V221H245V224H244V218L243 217H240V218H238V214H239V211H236L238 208H240V206H241V204H237L236 205V210H232V213H229V210L227 211V212H225V211H221L220 210V214L218 213V212H216V216H214V214L212 215V216H214V217H216V218H214V219H212V221H207V224H206V226H207V228H206V231H207V229H209L208 231H207V233H209L208 235L206 234V233H204V236H206V238H204L203 236H201V238L199 239V243H197V244H195V246L193 247V249H192V251L191 252H193V255H194V253H195V255L194 256H192L193 258H195V256H197V255H199V254H202L201 252H200V250H201V247H200V245H201V243H202V246L205 248V249H210L208 252H206V255H204V260H203V262H201V264H264V198H262L261 199ZM12 202V201H11ZM102 202H105L104 201V199H103V201ZM102 202H100L99 201V203H102ZM127 202V201H126ZM142 202V201H141ZM214 202V201H213ZM212 202V203H213ZM223 202V201H222ZM221 202V203H222ZM21 203V204H22ZM46 203V202H45ZM51 204H52V202H50ZM57 204H59L58 202H56ZM74 203V202H73ZM113 203V202H112ZM143 203V202H142ZM210 203H211V201H210ZM224 203V202H223ZM222 203V204H223ZM20 204V205H21ZM26 204H29V203H26ZM48 204V203H47ZM69 204V203H68ZM144 204V203H143ZM142 204V205H143ZM260 204V203H259ZM40 205V204H39ZM56 205V204H55ZM104 205V204H103ZM114 205V204H113ZM117 205V204H116ZM145 205V204H144ZM142 206V207H145V206ZM166 205V204H165ZM206 205V204H205ZM212 205H214V206H217L215 203L214 204H212ZM223 205H225V203L223 204ZM31 206V205H30ZM29 205L28 206H24V204L23 205H21L20 207H19V205L17 206V210L16 211H18L19 212V216H20V214H21V219L25 222V227H26V229L27 228H30L31 227V222H34L35 221V217H33L32 215H30L29 214V211H28V207H30ZM35 206V205H34ZM33 206V207H34ZM49 206V205H48ZM47 206V207H48ZM50 206H54V204H52V205H50ZM63 206H66V204L65 205H63ZM118 206V205H117ZM126 206V205H125ZM204 206V205H203ZM221 206L222 205H220V208H221ZM246 206V205H245ZM24 207H26L25 209H24ZM62 207V206H61ZM61 207L60 206H58V207H56L55 206V208H57V209H60L61 210ZM67 207H68V205H67ZM104 207H105V205H104ZM115 207V206H114ZM9 208V207H8ZM35 208V207H34ZM64 209H65V207H63ZM106 208V207H105ZM109 208V207H108ZM141 208V207H140ZM139 208V209H140ZM148 208V207H147ZM147 208H143L144 210L146 209L147 210ZM205 208V207H204ZM215 208V207H214ZM216 208H215V210H216ZM223 208V207H222ZM227 208V207H226ZM234 208V207H233ZM4 206H3V204H0V212H2V214L4 213H6V212H4ZM36 209V208H35ZM48 209V208H47ZM79 209H81V208H79ZM142 209V210H143ZM207 209V208H206ZM45 210V209H44ZM43 210V211H44ZM56 209H54V211H55ZM77 209H73V211H72V218H73V216L75 217V216H77L78 215V213H77V211H76ZM108 210V209H107ZM146 210H145V213H146ZM214 210V211H215ZM224 210H227V209H224ZM40 211V210H39ZM81 211V210H80ZM92 211H94V210H92V209H90V212H92ZM105 211H106V209H105ZM109 211V210H108ZM107 211V213H109ZM34 212H36V211H34ZM48 212H50V210H48ZM70 212V211H69ZM88 212V214L87 215H89V210L87 211ZM156 212V211H155ZM208 212V211H207ZM42 213V212H41ZM43 213H45V212H43ZM46 213H47V211H46ZM54 213V212H53ZM55 213H57V212H55ZM59 213V212H58ZM60 213H62V212H60ZM95 213H97V212H95ZM101 213V212H100ZM99 213V214H100ZM144 213V214H145ZM209 213V212H208ZM244 213H246L245 211H244ZM33 214V213H32ZM110 214V213H109ZM112 214V213H111ZM151 214H152V212H151ZM154 214V213H153ZM241 214V216H244V215H242V213H240ZM247 214V213H246ZM58 215V214H57ZM60 215V214H59ZM81 215V214H80ZM93 215V214H92ZM248 215V214H247ZM47 216V215H46ZM109 215H107V217H108ZM114 216V215H113ZM124 216H126V215H124ZM146 216V215H145ZM56 217V216H55ZM69 217V216H68ZM70 217V218H71ZM78 217V216H77ZM89 217V216H88ZM88 217L86 216V218L85 219H83V220H81L80 221V226H82V224L83 225H87V224H89L88 223ZM97 217V216H96ZM143 217V216H142ZM199 217V216H198ZM211 217V216H210ZM8 218V217H7ZM40 218H42V217H40ZM76 218V217H75ZM90 218V217H89ZM93 218V217H92ZM97 218H99V217H97ZM110 218V217H109ZM166 218V217H165ZM208 218H209V216H208ZM243 218V219H242ZM50 219V218H49ZM49 219H47V220H49ZM69 219V218H68ZM67 219V220H68ZM105 219H108V218H106L105 217ZM144 219V218H143ZM152 219V218H151ZM167 219V218H166ZM19 220V219H18ZM39 220V219H38ZM44 220V219H43ZM72 220V219H71ZM70 220V221H71ZM93 220V219H92ZM97 220V219H96ZM99 220H101L100 218H99ZM145 220V219H144ZM149 220V219H148ZM168 220V219H167ZM207 220V219H206ZM213 220H215V221H213ZM3 221V220H2ZM37 221V220H36ZM69 221V222H70ZM106 221V220H105ZM105 221L104 222H102V221H96L95 222V219H94V222L95 223H91L93 226L95 225V226H99L100 227V225H102V224H104L105 223ZM142 221V220H141ZM169 221H170V219H169ZM174 221V220H173ZM8 222V221H7ZM68 222V221H67ZM143 222V221H142ZM213 222V223H212ZM231 222V224L233 225V224H238L239 222V224H244V226L242 227L243 229H240L239 231H236V232H234L235 230H233V232L232 231H230V230H227V227H229V226H227V224L228 223H230ZM39 223H40V220H39ZM42 223V222H41ZM66 223V222H65ZM71 223H73V221L71 222ZM8 224V223H7ZM43 224H45V220L43 221ZM78 224V223H77ZM107 224V223H106ZM138 224V223H137ZM170 224V223H169ZM225 224V225H224ZM19 225H20V222H19ZM18 225V226H19ZM23 225V224H22ZM70 225V224H69ZM105 225V224H104ZM103 225V226H104ZM108 225V224H107ZM121 225V224H120ZM142 226V224H141V222H140V224H139V226ZM247 225H248V227H252V226H254V229L255 228H257V230L256 231H258V233H256L255 234V236H251V238H248V237H246L248 234H250L249 233V231H248V228H247ZM153 226V225H152ZM165 226V225H164ZM227 226V227H226ZM239 226H242V225H237V227H239ZM24 227V228H25ZM40 227V226H39ZM43 227H45V226H43ZM68 227L69 226H67V227H65V229L67 228L68 229ZM78 228H79V225L77 226ZM76 227V228H77ZM91 227V226H90ZM99 227H97L96 229H97V231H99L100 229H102L101 227H100V229H98ZM145 227V226H144ZM211 227H213L212 229H213V233L210 235V231H212V230H210V228ZM233 227V226H232ZM237 227H235V228H237ZM3 228V227H2ZM8 228V227H7ZM17 228V227H16ZM21 228V227H20ZM36 228V227H35ZM62 229H63V227H61ZM60 228V229H61ZM81 228V227H80ZM80 228H79V230H80ZM86 228H89L88 227V225H87V227ZM92 228V227H91ZM160 228V227H159ZM167 228V227H166ZM165 228V229H166ZM180 228V227H179ZM224 228H226V231L224 232L222 229H224ZM18 229H19V227H18ZM25 229V230H26ZM111 229V228H110ZM147 229V228H146ZM163 229V228H162ZM181 229V228H180ZM180 229H179V232H180ZM222 231H221V230ZM229 229H230V227H229ZM239 229V228H238ZM25 230H22V233L19 235V236H17L18 238H20V237H24L23 235H25ZM55 230L56 229H54V234H59L58 232H55ZM59 230V229H58ZM89 230V229H88ZM168 230V229H167ZM172 230V229H171ZM189 230L192 232V230L193 229H191V228H189ZM188 230V232H190ZM200 230H201V228H200ZM250 230V229H249ZM35 231H36V229H35ZM45 230H43L42 229V231H41V233H43L42 235H46V232H44ZM61 231H63V232H65L64 230H61ZM76 231L78 232V229H76ZM82 230H80L79 232H81ZM87 231V230H86ZM103 231V230H102ZM162 231V230H161ZM160 231V232H161ZM178 231V230H177ZM9 232V231H8ZM17 232V231H16ZM60 232V231H59ZM84 232H85V227H84ZM88 232V231H87ZM86 232V233H87ZM90 232V231H89ZM88 232V233H89ZM91 232H93L92 230H91ZM100 232V231H99ZM99 232H98V237H99ZM105 232V231H104ZM147 232V231H146ZM150 232V231H149ZM158 232V231H157ZM169 232V231H168ZM171 232V231H170ZM174 232V231H173ZM204 232V231H203ZM251 232V231H250ZM39 233H40V231H39ZM83 233V232H82ZM85 233V234H86ZM116 233V232H115ZM162 234L164 233V232H161ZM161 233H158L159 235L161 234ZM172 233V232H171ZM183 232H181L180 234H182ZM187 233V232H186ZM186 233H184V234H186ZM237 233H239L238 235H237ZM247 233V234H246ZM81 234V233H80ZM84 234V235H85ZM90 235H91V237H92V233H89ZM104 234V233H103ZM165 234V233H164ZM177 234V233H176ZM184 234H182V236L184 235ZM36 235H37V233H36ZM35 235V236H36ZM71 235V234H70ZM77 235V234H76ZM83 235V236H84ZM105 235V234H104ZM104 235H102L103 237H104ZM127 235V234H126ZM158 235V236H159ZM210 235V236H209ZM4 236V235H3ZM58 236V235H57ZM79 236V235H78ZM89 235L87 234V237H88ZM158 236H156V237H158ZM165 235H162V237H164ZM209 236V237H208ZM249 236V235H248ZM52 237H55V236H52ZM101 237V236H100ZM106 237V236H105ZM124 237V236H123ZM155 237V236H154ZM171 237H172V234H171ZM174 237V236H173ZM189 237V236H188ZM229 237V238H228ZM233 237V238H232ZM17 238V239H18ZM33 238V237H32ZM76 238V237H75ZM80 239H81V235H80V237H79ZM94 238V237H93ZM148 238H150V239H152L151 241L154 243L155 242V240H157V242L159 243V240L158 239H156V238H151V237H149L148 236ZM158 238H160V240H163L162 238H161V236H159ZM165 238V237H164ZM175 239H176V237H174ZM232 238V239H231ZM24 239H25V241H26V238H23V241H24ZM29 239V238H28ZM229 239V240H228ZM36 240V239H35ZM39 240H41V239H38V243H40L39 242ZM46 240V239H45ZM78 240V239H77ZM82 240V239H81ZM106 240H107V238H106ZM132 240V239H131ZM170 241H173V240H171V239H169ZM17 241V240H16ZM37 241V240H36ZM62 241V240H61ZM71 241V240H70ZM85 241H86V239H85ZM96 241V240H95ZM97 241L99 242V239L97 238ZM168 241V240H167ZM178 241H182L181 239H178ZM9 242V241H8ZM49 242V241H48ZM55 242H57V241H55ZM102 242H103V239H102ZM161 243H162V241H160ZM165 242H166V240L164 239V241H163V243H164V246L166 245L167 246V243L165 244ZM174 242H175V240H174ZM218 242V243H217ZM221 242V244L222 243H224L225 245H224V249L223 250H221V252H219V254H217V253H214L211 249H213V247H214V245H216V244H219ZM18 243V242H17ZM152 243V244H153ZM156 243V242H155ZM176 243H177V245H179L178 244V242H177V239H176ZM182 244V246L181 245H179L178 247L179 248H181V247H183V246H186L187 244H185V242L184 241H182L181 242ZM10 244V243H9ZM20 244V243H19ZM22 244H23V242H22ZM21 244V245H22ZM30 244H32V243H30ZM83 244V243H82ZM81 245V244H80ZM84 245V244H83ZM163 245V244H162ZM177 245H175V247L177 246ZM85 246V245H84ZM99 246H100V243H99ZM181 246V247H180ZM40 247H41V244H40ZM46 247V246H45ZM45 247H44V249H45ZM97 247V246H96ZM104 245L103 244H101V246H100V249L98 250V247H97V251H99V253H101L102 251H105V249H104ZM123 247V246H122ZM191 248H192V246H190ZM217 247V246H216ZM216 247L214 248V249H216ZM18 248V247H17ZM29 248V247H28ZM38 248V247H37ZM184 248V247H183ZM190 248V249H191ZM220 248V247H219ZM43 249V248H42ZM71 249H72V246H71ZM74 249V248H73ZM104 249V250H103ZM178 249V248H177ZM34 250H36V249H34ZM40 251H41V249H39ZM45 250H47V249H45ZM160 250V249H159ZM181 250H183L182 248H181ZM217 250H219V249H217ZM234 250H236V252L234 251ZM37 251V250H36ZM43 251V250H42ZM79 251V250H78ZM215 251V250H214ZM220 251V250H219ZM39 252V251H38ZM80 252V251H79ZM181 252H184V251H181ZM190 252V251H189ZM204 252V251H203ZM45 253H47V252H45ZM81 253V252H80ZM103 253V252H102ZM101 253V254H102ZM164 253V252H163ZM223 253V254H222ZM9 254V253H8ZM23 254V253H22ZM73 254H75L74 252H73ZM107 254H108V252H107ZM161 254V253H160ZM192 254V253H191ZM19 255V254H18ZM17 255V256H18ZM27 255V254H26ZM39 255V254H38ZM43 255H45L44 254V252H43ZM36 256V255H35ZM103 256H104V254H103ZM27 257L28 256H26V259H27ZM80 257H81V259L83 260V262L81 263V264H90L88 261V258H89V255H87V254H84L83 253V255H80ZM183 257H185V255L183 256ZM78 258V257H77ZM101 258V257H100ZM25 259V260H26ZM93 259V258H92ZM197 259V258H196ZM42 260V259H41ZM81 260V261H82ZM98 260V259H97ZM106 260V259H105ZM112 260V259H111ZM166 260V259H165ZM195 260V259H194ZM199 260V259H198ZM34 261H35V259H34ZM38 261V260H37ZM69 261V260H68ZM76 261V260H75ZM78 261V260H77ZM96 261V260H95ZM148 261V260H147ZM180 261V260H179ZM184 261V260H183ZM72 262V261H71ZM91 262V261H90ZM182 262V261H181ZM180 262V263H181ZM210 262V263H209ZM35 263V262H34ZM172 263V262H171ZM175 263V262H174ZM189 263V262H188ZM47 264V263H46ZM71 264H73V263H71ZM75 264V263H74ZM109 264V263H108ZM176 264V263H175ZM177 264H178V262H177ZM190 264V263H189Z\"/></svg>", "mask_w": 264, "mask_h": 264}]
</instances>
